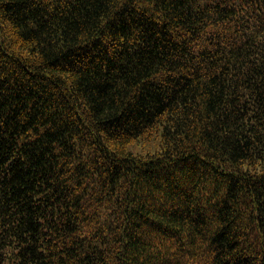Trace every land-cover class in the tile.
<instances>
[{
  "label": "trees",
  "instance_id": "obj_1",
  "mask_svg": "<svg viewBox=\"0 0 264 264\" xmlns=\"http://www.w3.org/2000/svg\"><path fill=\"white\" fill-rule=\"evenodd\" d=\"M0 264H264V0H0Z\"/></svg>",
  "mask_w": 264,
  "mask_h": 264
}]
</instances>
